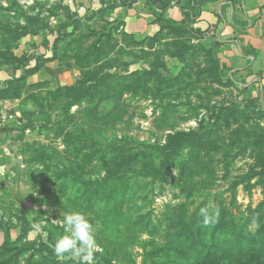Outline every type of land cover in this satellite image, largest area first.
I'll return each instance as SVG.
<instances>
[{"label":"rangeland","instance_id":"obj_1","mask_svg":"<svg viewBox=\"0 0 264 264\" xmlns=\"http://www.w3.org/2000/svg\"><path fill=\"white\" fill-rule=\"evenodd\" d=\"M134 1L0 0V64L78 73L32 96L24 165L0 183V264H77L49 246L72 211L96 229L97 264H264V105L218 75L186 25L143 40L121 31ZM175 133L188 137L165 149ZM205 205L235 217L233 255L204 243L184 255L190 225L208 228Z\"/></svg>","mask_w":264,"mask_h":264},{"label":"crops","instance_id":"obj_2","mask_svg":"<svg viewBox=\"0 0 264 264\" xmlns=\"http://www.w3.org/2000/svg\"><path fill=\"white\" fill-rule=\"evenodd\" d=\"M123 10L121 31L136 39L161 32L165 22L191 28L190 35L216 64L218 75L241 89L248 100L264 105V0H172L166 7L135 0ZM44 62L36 70H31L36 64L32 61L24 66L0 64V91L13 95L18 115L0 130V164L21 157L17 137L22 133L26 140L32 135L37 122L30 117L40 115L32 96L77 80L76 71L72 75L60 69L56 60ZM32 78L38 86L27 89Z\"/></svg>","mask_w":264,"mask_h":264},{"label":"clouds","instance_id":"obj_3","mask_svg":"<svg viewBox=\"0 0 264 264\" xmlns=\"http://www.w3.org/2000/svg\"><path fill=\"white\" fill-rule=\"evenodd\" d=\"M203 226L214 225L218 221V213L205 206L198 213ZM60 226L64 232L59 235L54 244L49 246L58 261H76L77 264H97L96 253L100 246L96 239V229L87 216L79 211L63 215ZM39 230V225H37Z\"/></svg>","mask_w":264,"mask_h":264},{"label":"trees","instance_id":"obj_4","mask_svg":"<svg viewBox=\"0 0 264 264\" xmlns=\"http://www.w3.org/2000/svg\"><path fill=\"white\" fill-rule=\"evenodd\" d=\"M162 1L163 0H147L148 3L153 4L160 2L161 6L163 7H166L168 4H170V2L163 3ZM12 96L13 95H10L7 91H0V99L12 98ZM184 137H188L187 134L175 133L169 135L165 149H172L173 146L176 145L177 139H183ZM213 211L217 213V211ZM234 224L236 223L235 217L233 215L229 216V220L225 222L223 221L221 214H218V221L214 225H209L206 231L202 230L201 232H198V225L196 227V230H194L190 225L188 229V235H190V242L188 244V247L183 250L184 255L190 260L200 257L204 253V248L200 247V243L205 244V248L207 249L206 254L208 255L212 253L219 254L221 256L233 255L236 252L235 248L238 246V243L241 240L240 234H242L241 228L237 227ZM188 235H181V237H183V239H187ZM179 237L180 235L176 237L175 240Z\"/></svg>","mask_w":264,"mask_h":264},{"label":"built area","instance_id":"obj_5","mask_svg":"<svg viewBox=\"0 0 264 264\" xmlns=\"http://www.w3.org/2000/svg\"><path fill=\"white\" fill-rule=\"evenodd\" d=\"M17 116L14 110L13 100L10 98L0 99V130L3 129L10 120Z\"/></svg>","mask_w":264,"mask_h":264},{"label":"water","instance_id":"obj_6","mask_svg":"<svg viewBox=\"0 0 264 264\" xmlns=\"http://www.w3.org/2000/svg\"><path fill=\"white\" fill-rule=\"evenodd\" d=\"M139 67V65H138ZM23 165V159L21 157H12L9 160V163L5 166H0V183L3 181V176L6 172L11 171L13 168L17 166Z\"/></svg>","mask_w":264,"mask_h":264}]
</instances>
